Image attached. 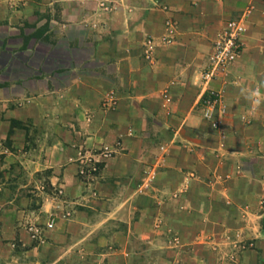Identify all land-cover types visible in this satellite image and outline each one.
<instances>
[{"label": "crops", "instance_id": "crops-1", "mask_svg": "<svg viewBox=\"0 0 264 264\" xmlns=\"http://www.w3.org/2000/svg\"><path fill=\"white\" fill-rule=\"evenodd\" d=\"M247 8L211 130L201 73ZM0 147V264L15 239L34 264H264V0H0Z\"/></svg>", "mask_w": 264, "mask_h": 264}, {"label": "rangeland", "instance_id": "rangeland-1", "mask_svg": "<svg viewBox=\"0 0 264 264\" xmlns=\"http://www.w3.org/2000/svg\"><path fill=\"white\" fill-rule=\"evenodd\" d=\"M247 9H245L244 11H242L239 14V16H237L236 18H231V19H238L239 17L242 16V14ZM247 19L248 18L245 19V26H246ZM222 30H223V28L221 29V31ZM213 42H212V46H213ZM242 45H241V49H242ZM211 50H212V48H211ZM210 58H211V56H210ZM210 58H209V62L207 64V67H206V69L203 72H205L206 70H208L210 68V66H211V59ZM227 77H228V72H226L225 74L219 73L216 76H214L210 80V82L208 84H204L203 83L204 86H205V90H204L202 99L200 100V103H199V106L201 108L202 118H203V112H204L205 106H207V104L209 102H212V101H215L216 102L215 103V106H214L212 118L210 120H205L203 118L206 121V124L208 125V127L211 130H216L219 127V125L217 127H214L212 125V123L215 120H218V111H220L219 107H220V100H221V97H222V90L221 89H216L215 87H210V85H211V83L213 81L217 80L218 78H221V79L225 78L226 79ZM39 190L40 191H45V192H50V194L53 193V192L50 191L51 190L50 189V186L48 184H46L45 182H41V184H37V185L31 184L30 187H29V191L30 192L27 193V195H28L29 198L30 197L32 198V203H30V200L28 199V203H27L26 206H27V208L30 207V209L35 213V215L33 217L30 216V218H29L30 220L29 221L28 220L21 221V222H24V224L26 225L25 226V229L28 232V234L30 235V237L32 236L31 238L34 241V244L35 243L36 244H39L42 240L45 239V236H44L45 232L50 231V230H52L54 228V226H53L52 229H48L47 228V224L51 220H53V222L55 223L56 218H57V214L55 212H48V213H46V212H43V213L39 212V207H40V202H39V199H38V197H39L38 196V191ZM53 201H54V204H55V202L58 203V201H57L56 198ZM35 231H37V233H35ZM25 249H26V247H22V243L20 241H18V239H15L11 243L10 250L12 252H16L17 253L16 263H14V264H34L33 262L36 259H33L34 257L27 256L26 254H24V250ZM236 250H238L239 252H241L244 249L243 248H235V251ZM230 251H231V249H229V252H226V254L221 259V261L216 262L214 260H211V261L207 262L206 264H236L237 259H236L235 256L232 258V252L230 253ZM8 263H10V260H9ZM238 264H249V263H245L242 260H239L238 261ZM256 264H260V263H256Z\"/></svg>", "mask_w": 264, "mask_h": 264}, {"label": "built area", "instance_id": "built-area-1", "mask_svg": "<svg viewBox=\"0 0 264 264\" xmlns=\"http://www.w3.org/2000/svg\"><path fill=\"white\" fill-rule=\"evenodd\" d=\"M251 13V9H247L241 17L238 19L227 20L224 24L223 30L217 35L213 42L212 53H211V66L208 70L201 74V80L204 84H208L210 80L217 74H225L228 71L229 66L233 63L239 56L242 41L241 38L246 32L245 19ZM163 42L169 41L162 39ZM151 52V45H147L146 55L149 56ZM215 101L209 102L205 106L203 112V118L205 120H210L212 118ZM117 106L116 98L113 94H110L106 101L104 102V107L107 109H112ZM222 112V110H221ZM212 125L217 127L219 125V120H215ZM2 148L0 147V152ZM81 171V174H83ZM147 185L154 179V174L147 175ZM54 226L53 220L47 224L48 229H52ZM37 233V231H35ZM36 236V235H35ZM34 236V237H35Z\"/></svg>", "mask_w": 264, "mask_h": 264}, {"label": "clouds", "instance_id": "clouds-1", "mask_svg": "<svg viewBox=\"0 0 264 264\" xmlns=\"http://www.w3.org/2000/svg\"><path fill=\"white\" fill-rule=\"evenodd\" d=\"M254 95H258V93H255Z\"/></svg>", "mask_w": 264, "mask_h": 264}]
</instances>
